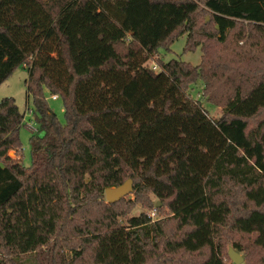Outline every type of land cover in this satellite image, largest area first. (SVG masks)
<instances>
[{
	"label": "trees",
	"instance_id": "obj_1",
	"mask_svg": "<svg viewBox=\"0 0 264 264\" xmlns=\"http://www.w3.org/2000/svg\"><path fill=\"white\" fill-rule=\"evenodd\" d=\"M181 35L199 64L159 56ZM21 66L35 125L25 166L24 115L0 100V264H264V0H0V84Z\"/></svg>",
	"mask_w": 264,
	"mask_h": 264
},
{
	"label": "rangeland",
	"instance_id": "obj_2",
	"mask_svg": "<svg viewBox=\"0 0 264 264\" xmlns=\"http://www.w3.org/2000/svg\"><path fill=\"white\" fill-rule=\"evenodd\" d=\"M157 11L156 5H149L147 3L143 4L139 9L134 11L130 14L122 24V28L125 30L127 35L130 38H135L137 40H141L144 38L146 33L149 32L151 29L154 16ZM94 14L98 13V10L93 11ZM110 30H114V27L111 26ZM185 35H181L178 37L170 46L169 51L159 50V56L164 60L170 59H179L185 62H189L193 65L199 64L201 60V49L200 47H196L193 50L184 51V44H185ZM54 57V54H51ZM149 64L153 66L156 70L157 67H154V62L150 61ZM28 76L27 69L23 66L16 68L1 84H0V100L4 97H12L19 109L20 112L24 115V122L23 125L19 129V138L21 141V163L25 166L30 164V142H29V135H30V128L33 127L34 124V116L31 111L32 108V101L30 95L27 94L25 82ZM203 84L200 80H197L192 86L190 87L189 93L193 99H197L202 107L207 111L208 116L211 119H217L221 115V108L214 106L207 102L202 97L201 89ZM44 96L48 105L53 109L55 114L57 115L59 121H64V113H63V106L62 100L59 96L53 98L52 95H49L47 90L44 89ZM9 155L11 157H19V151L15 152L13 150L9 151ZM131 195V193L129 194ZM128 196V195H127ZM126 197V196H125ZM158 201V200H157ZM156 201V202H157ZM159 202V201H158ZM158 207V206H157ZM147 211V214L155 220L157 218L155 208ZM142 209L139 205H137L130 213L131 216H136ZM122 224H125V219L120 220ZM229 248V247H228ZM228 252V249H227ZM238 252V251H237ZM243 257L242 253L239 252ZM244 261V258H243ZM241 262V264L243 263Z\"/></svg>",
	"mask_w": 264,
	"mask_h": 264
},
{
	"label": "water",
	"instance_id": "obj_3",
	"mask_svg": "<svg viewBox=\"0 0 264 264\" xmlns=\"http://www.w3.org/2000/svg\"><path fill=\"white\" fill-rule=\"evenodd\" d=\"M207 18V17H206ZM132 192V181L130 178H127L122 184L118 186L107 187L104 190V198L106 203H113L119 199L129 195ZM160 206V203L157 201L155 207ZM228 257L234 264H241L243 257L239 252H237L232 247L228 248Z\"/></svg>",
	"mask_w": 264,
	"mask_h": 264
},
{
	"label": "built area",
	"instance_id": "obj_4",
	"mask_svg": "<svg viewBox=\"0 0 264 264\" xmlns=\"http://www.w3.org/2000/svg\"><path fill=\"white\" fill-rule=\"evenodd\" d=\"M56 96H53V98H55Z\"/></svg>",
	"mask_w": 264,
	"mask_h": 264
}]
</instances>
